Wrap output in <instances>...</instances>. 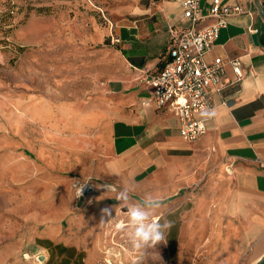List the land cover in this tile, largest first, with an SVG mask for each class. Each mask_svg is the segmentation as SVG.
Masks as SVG:
<instances>
[{
	"label": "crops",
	"instance_id": "obj_1",
	"mask_svg": "<svg viewBox=\"0 0 264 264\" xmlns=\"http://www.w3.org/2000/svg\"><path fill=\"white\" fill-rule=\"evenodd\" d=\"M87 1L108 22L98 35L107 43L103 68L94 74L103 79L102 107L88 114L97 122L94 145L102 148V160L88 182L118 191L130 187L132 203L147 197L162 202L152 220L170 225L163 229L166 261L153 255L150 262L131 263L105 255L106 227L120 220L122 204L116 192L102 189L86 209L76 211L71 204L35 221L0 248V264H264V21L255 1L223 0L249 13L229 19L206 60L238 58L244 78L237 82L231 65H225L224 89L213 93L215 115H198L207 132L194 143L182 139L173 113L151 102L150 83L169 59L172 38L188 26L183 0ZM203 161L202 172L216 168L205 187L216 193L173 197L197 180L196 165ZM105 208L110 216L103 215Z\"/></svg>",
	"mask_w": 264,
	"mask_h": 264
},
{
	"label": "rangeland",
	"instance_id": "obj_2",
	"mask_svg": "<svg viewBox=\"0 0 264 264\" xmlns=\"http://www.w3.org/2000/svg\"><path fill=\"white\" fill-rule=\"evenodd\" d=\"M87 3L0 0V248L41 217H54L55 209L73 204L80 211L104 193L95 187L76 194L98 175L102 160L94 145L97 122L88 114L102 107L103 79L94 74L103 68L107 43L98 35L108 22ZM88 38L92 43L82 44ZM206 164L198 162L197 180L173 197L214 195L215 187H205L216 168L202 172ZM118 215L106 227L105 255L166 261L164 239L134 250L126 226L119 228L127 224L123 204Z\"/></svg>",
	"mask_w": 264,
	"mask_h": 264
},
{
	"label": "built area",
	"instance_id": "obj_3",
	"mask_svg": "<svg viewBox=\"0 0 264 264\" xmlns=\"http://www.w3.org/2000/svg\"><path fill=\"white\" fill-rule=\"evenodd\" d=\"M183 0V18L188 26L175 35L168 47L169 59L150 83L151 102L158 110L167 109L180 122L184 141L194 143L207 132L206 120L198 115L213 111V93L224 89V67L230 64L237 82L244 78L240 59L228 62L218 58L209 63L206 55L212 50L220 32L228 27L232 16L249 13L240 5H230L223 0ZM209 24L199 26L203 21ZM264 165V163H263ZM89 185L85 187V185ZM84 184L86 192L95 190L93 183ZM107 185L103 189L107 190Z\"/></svg>",
	"mask_w": 264,
	"mask_h": 264
},
{
	"label": "clouds",
	"instance_id": "obj_4",
	"mask_svg": "<svg viewBox=\"0 0 264 264\" xmlns=\"http://www.w3.org/2000/svg\"><path fill=\"white\" fill-rule=\"evenodd\" d=\"M205 115L211 118L215 115L214 111H206ZM83 185L77 186V196L79 197ZM107 191L116 192V200L120 201L127 208L126 232L128 239L134 250H142L148 246H154L164 239L165 227L170 225H160L152 220L154 212L161 206L158 198L147 197L135 203L131 202L130 187H125L119 191L113 185H107ZM105 216L111 215V209H102Z\"/></svg>",
	"mask_w": 264,
	"mask_h": 264
},
{
	"label": "water",
	"instance_id": "obj_5",
	"mask_svg": "<svg viewBox=\"0 0 264 264\" xmlns=\"http://www.w3.org/2000/svg\"><path fill=\"white\" fill-rule=\"evenodd\" d=\"M254 1H255V5L259 11L260 16H261L262 20L264 21V8L261 5L259 0H254ZM263 261H264V258L260 261V263H262Z\"/></svg>",
	"mask_w": 264,
	"mask_h": 264
},
{
	"label": "bare ground",
	"instance_id": "obj_6",
	"mask_svg": "<svg viewBox=\"0 0 264 264\" xmlns=\"http://www.w3.org/2000/svg\"><path fill=\"white\" fill-rule=\"evenodd\" d=\"M88 186H89V185L87 184V185L84 186V188H85V187H88ZM84 188H82V191H83ZM124 226H125V224L121 223V225H119V228H123Z\"/></svg>",
	"mask_w": 264,
	"mask_h": 264
}]
</instances>
